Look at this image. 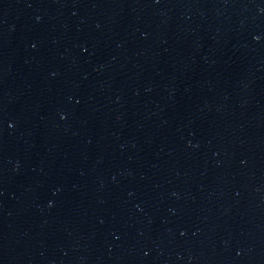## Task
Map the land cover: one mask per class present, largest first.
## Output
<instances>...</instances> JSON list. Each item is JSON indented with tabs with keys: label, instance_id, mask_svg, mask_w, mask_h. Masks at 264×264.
Masks as SVG:
<instances>
[{
	"label": "water",
	"instance_id": "1",
	"mask_svg": "<svg viewBox=\"0 0 264 264\" xmlns=\"http://www.w3.org/2000/svg\"><path fill=\"white\" fill-rule=\"evenodd\" d=\"M0 264H264V0H0Z\"/></svg>",
	"mask_w": 264,
	"mask_h": 264
}]
</instances>
